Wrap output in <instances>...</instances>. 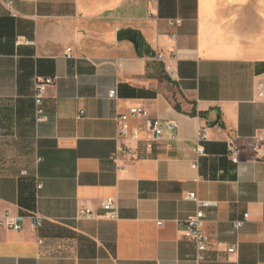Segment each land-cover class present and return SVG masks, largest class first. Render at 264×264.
Returning a JSON list of instances; mask_svg holds the SVG:
<instances>
[{"label":"crops","instance_id":"crops-1","mask_svg":"<svg viewBox=\"0 0 264 264\" xmlns=\"http://www.w3.org/2000/svg\"><path fill=\"white\" fill-rule=\"evenodd\" d=\"M253 13L251 0H0V215L43 217L37 232L26 220L20 232L0 227V264H264V146L244 145L235 163L226 143L264 140ZM46 78L35 125L33 87ZM129 107L178 127L150 151L135 143L117 169L114 116ZM200 128L208 140L196 158ZM83 209L94 216L78 218ZM199 209L209 243L197 261L182 222Z\"/></svg>","mask_w":264,"mask_h":264},{"label":"built area","instance_id":"built-area-1","mask_svg":"<svg viewBox=\"0 0 264 264\" xmlns=\"http://www.w3.org/2000/svg\"><path fill=\"white\" fill-rule=\"evenodd\" d=\"M180 23L179 20H171L169 21L170 26L178 25ZM70 52V50H67ZM68 57V53L66 54ZM156 59L158 61L163 62L164 56L163 54H157ZM165 69L169 71V67L165 66ZM54 83V79L46 78L44 80L37 79L34 83L33 87V122L35 125H38L45 121V117L43 115V96L46 89L52 86ZM259 95L263 96L264 93L260 92ZM109 100H116V90L112 89L108 92L107 95ZM84 116V112L80 111L77 119L80 120ZM145 120V129L142 130L138 127H131V121H140ZM115 122V141L117 143L116 150L111 155V160L116 164L117 169L120 167L117 165V161L119 157L125 156L130 160L135 159V143L142 142V145L146 151H150L152 146L155 143H158L164 134V131H167L173 137L175 131L177 130V123L175 122H164L158 119H151L148 117L147 112L141 107H129L126 113L117 114L114 116ZM207 129L200 128L197 132L195 139V155L196 158L204 155V144L207 142ZM227 146L229 150V157L233 162H237V155L241 151L244 145H247L255 154L258 153L264 146V140L261 138H251V139H243L240 137H230L227 141ZM191 167L195 169L197 167V160L191 163ZM39 189L40 186L38 185ZM185 199L188 201H193L200 208L208 207L214 205V203H210L207 201H200L196 198L194 193H187L185 195ZM101 209L103 211V215L107 220L115 221L118 218L117 208L115 205V200L113 198H107L101 203ZM94 216V213L89 209H83L78 212V218H91ZM204 213L201 209L197 210L193 215L188 216L182 224L186 228L189 237L195 244L196 248V259L200 261L203 258V253L207 250V246L209 243V239L207 235L202 230V223L204 221ZM248 215H243L241 220L233 222V227L235 229L240 228L244 222L247 221ZM28 221L29 227L32 231L37 232L41 227L43 217L40 215L38 211L30 212L26 215V217H10L7 212H4L0 215V227L7 228L13 232H20L22 230V225L24 221ZM160 225V223H158ZM38 244L41 243L40 240L37 241ZM228 254L235 253V248L231 247L227 250Z\"/></svg>","mask_w":264,"mask_h":264},{"label":"rangeland","instance_id":"rangeland-1","mask_svg":"<svg viewBox=\"0 0 264 264\" xmlns=\"http://www.w3.org/2000/svg\"><path fill=\"white\" fill-rule=\"evenodd\" d=\"M251 3L253 5V12H254L253 35L256 42L262 41L264 43V0H251ZM240 18L241 17H239V19ZM248 19H250V17H248ZM248 27L250 28L249 25ZM262 46H264V44ZM260 50H263V48ZM263 93H264V87H263Z\"/></svg>","mask_w":264,"mask_h":264},{"label":"trees","instance_id":"trees-1","mask_svg":"<svg viewBox=\"0 0 264 264\" xmlns=\"http://www.w3.org/2000/svg\"><path fill=\"white\" fill-rule=\"evenodd\" d=\"M125 34H126L127 38H130L133 41V43H134V45H135V47L139 53H141L142 50H145V51L148 50L145 43H144V40L140 37V35L138 33L126 32Z\"/></svg>","mask_w":264,"mask_h":264},{"label":"water","instance_id":"water-1","mask_svg":"<svg viewBox=\"0 0 264 264\" xmlns=\"http://www.w3.org/2000/svg\"><path fill=\"white\" fill-rule=\"evenodd\" d=\"M123 34H124L123 32H119V33L117 34V37L119 38V37H121Z\"/></svg>","mask_w":264,"mask_h":264}]
</instances>
